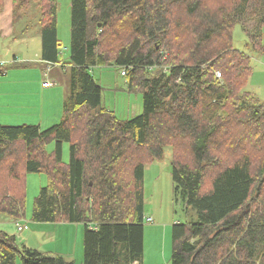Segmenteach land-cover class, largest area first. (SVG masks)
Instances as JSON below:
<instances>
[{"label": "trees", "instance_id": "trees-1", "mask_svg": "<svg viewBox=\"0 0 264 264\" xmlns=\"http://www.w3.org/2000/svg\"><path fill=\"white\" fill-rule=\"evenodd\" d=\"M10 2L15 24L36 9L40 60L65 70L69 87L59 123L0 125V213L24 219L25 176L45 174L32 222L83 224L79 264H143L144 163L170 147L173 212L184 219L172 226L170 264H264V102L247 88L251 53H264V0H70L65 61L56 0ZM236 25L250 52L233 48ZM106 66L141 94L140 115L120 120L101 106L90 72ZM17 257L77 264L0 229V264Z\"/></svg>", "mask_w": 264, "mask_h": 264}, {"label": "rangeland", "instance_id": "rangeland-1", "mask_svg": "<svg viewBox=\"0 0 264 264\" xmlns=\"http://www.w3.org/2000/svg\"><path fill=\"white\" fill-rule=\"evenodd\" d=\"M57 18L56 28L57 37L60 41L59 60H67L69 57L70 46V0H56ZM19 19L18 24L26 26L29 33L25 34L27 39L33 41L30 47L20 46L22 52L19 53L27 60L33 57L35 52L40 50V35L38 26V12L35 8ZM18 34V33H17ZM262 40L264 42V29L262 32ZM233 48L236 50L250 52L246 46V36L240 25H236L233 32ZM255 54V53H251ZM22 59V58H21ZM19 60V59H18ZM24 64H21L23 66ZM34 67V65H32ZM31 67V68H33ZM46 68V67H45ZM38 72L41 68L36 66ZM44 70V74L50 72ZM123 72V71H122ZM91 75L95 81L102 87L101 106L114 112L115 116L120 120H126L142 112V96L139 92L129 93L126 89V78L121 75L120 70L114 67H95L91 69ZM124 74V72H123ZM53 77H45V81H53V92L59 99L60 105L63 103V93L69 78L68 73L54 69ZM44 104V99L42 101ZM51 111H41L40 120L36 124L40 129H46L53 124H57L61 120L62 108L58 111V117L51 123V119L55 117V108L52 104ZM14 121V120H13ZM33 122V121H32ZM41 122V124H39ZM15 123V122H12ZM34 125V124H33ZM46 149L52 151L54 143L51 141L46 144ZM62 161H69V144H62ZM170 147H166L161 159L144 163V174L142 181L144 215L154 212L157 219L154 223H147L144 220V238H143V264H170L172 253V225L175 221L183 222V216L180 212L181 207H177L174 213L172 204V183L170 177ZM26 180V197H25V218L17 221L6 219L0 213V229L8 234H13L20 245L27 248L37 250L40 253L55 251L58 255H70L68 260L76 261L77 264L83 260V224H38L32 222L31 214L33 202L37 196L39 189L46 186L47 179L45 174L28 173ZM27 226V229L21 232L16 231V225ZM167 223L164 231L163 224ZM9 231V232H8ZM63 257V256H62ZM15 264H23L20 257H17Z\"/></svg>", "mask_w": 264, "mask_h": 264}, {"label": "crops", "instance_id": "crops-1", "mask_svg": "<svg viewBox=\"0 0 264 264\" xmlns=\"http://www.w3.org/2000/svg\"><path fill=\"white\" fill-rule=\"evenodd\" d=\"M16 29H18L20 33H29L26 26L20 25L18 22L16 24L13 23L11 2L10 0H5L4 6L0 11V125H36L40 120L41 111H51L50 104L55 108V117L51 119L52 123L58 117L60 106L63 109L64 101L68 95L69 78H66L67 84L64 90L65 93L62 95L64 99L62 105H60L59 99L53 92L54 86L42 88V84L46 82V76L50 78L53 77L52 80L54 79L52 75L54 69H58V71H63L64 73H66V71L62 70L59 65L51 66L48 69V66L42 64L40 60V50L35 52L33 57L27 60L21 55V59L19 57L20 54L17 53L22 52L19 47H30L33 41L27 39L28 37H26L25 34L20 35ZM14 50H17V52L15 53ZM251 56L253 59V72L250 76L247 88L264 102V53L252 54ZM21 64L24 65L21 66ZM32 65H34V67ZM36 66L41 68L40 73L38 70H35ZM43 69H46V71L50 73L44 74ZM43 99L45 102L44 104L42 103ZM39 124H41V122ZM147 218H150L152 223H154V219H157V216L154 212H150L147 213V216L144 215L145 221ZM175 223H177V221H175ZM175 223H173V225ZM163 228L165 231L167 223L163 224ZM48 252L55 253V251ZM70 254L71 253L62 256L68 260L73 256Z\"/></svg>", "mask_w": 264, "mask_h": 264}, {"label": "built area", "instance_id": "built-area-1", "mask_svg": "<svg viewBox=\"0 0 264 264\" xmlns=\"http://www.w3.org/2000/svg\"><path fill=\"white\" fill-rule=\"evenodd\" d=\"M52 66V65H51ZM51 66H48V69L51 67ZM121 75H124L123 72H121ZM53 83L49 82V81H46L42 84V88H47L48 86H52ZM146 222L147 223H152V220L150 218H147L146 219ZM17 230L19 232L23 231V230H26L27 228L26 227H21L19 223H17Z\"/></svg>", "mask_w": 264, "mask_h": 264}]
</instances>
